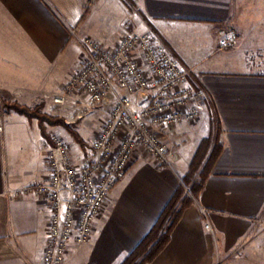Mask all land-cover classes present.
Returning <instances> with one entry per match:
<instances>
[{"label":"crops","instance_id":"obj_1","mask_svg":"<svg viewBox=\"0 0 264 264\" xmlns=\"http://www.w3.org/2000/svg\"><path fill=\"white\" fill-rule=\"evenodd\" d=\"M257 14H264L263 0H96L93 6L90 0H0V99L41 104L66 121L82 115L71 124L86 141L97 138L108 105L78 92L64 105L53 100L83 62L79 39L113 48L127 28L154 34L206 93L196 121L156 128L178 156L174 165L140 150L96 219L92 242L72 245L64 264H120L136 248L190 165H181L184 144L206 134L208 106L220 122L221 151L199 197L149 264H264V74L238 70L244 59H231L219 42L221 30H235L244 41ZM2 116L0 264H43L51 207L33 188L49 177L52 141L38 119L15 111ZM46 127L51 136L66 131Z\"/></svg>","mask_w":264,"mask_h":264},{"label":"built area","instance_id":"obj_2","mask_svg":"<svg viewBox=\"0 0 264 264\" xmlns=\"http://www.w3.org/2000/svg\"><path fill=\"white\" fill-rule=\"evenodd\" d=\"M219 42L221 49L234 48L240 36L235 30H221ZM81 45V66L53 100L64 105L78 92L108 105L109 113L78 161L66 140L52 137L46 155L49 177L33 188L51 207L43 264H64L72 245L92 242L96 219L140 150L161 165L177 160L156 128L196 121L206 96L189 82L188 70L154 34L126 32L113 48L89 37ZM79 117L71 116L67 122ZM4 129L0 116V134ZM203 213L208 216L205 209ZM205 228L213 230L208 218Z\"/></svg>","mask_w":264,"mask_h":264},{"label":"trees","instance_id":"obj_3","mask_svg":"<svg viewBox=\"0 0 264 264\" xmlns=\"http://www.w3.org/2000/svg\"><path fill=\"white\" fill-rule=\"evenodd\" d=\"M0 103L2 109L6 112L15 111L27 116L29 119H38L42 134L51 141L52 136L47 132V124L52 126L61 125L71 133L76 142L86 148V141L78 131L73 129L72 124L68 123L64 117L54 116L45 112L41 104L31 107L6 99H0ZM204 142L199 145L193 154L186 175L182 178L154 226L120 264H149L168 245L172 233L182 219L184 212L194 203L203 190L211 168L221 151V146L219 145L217 150L204 162V148L206 146Z\"/></svg>","mask_w":264,"mask_h":264},{"label":"rangeland","instance_id":"obj_4","mask_svg":"<svg viewBox=\"0 0 264 264\" xmlns=\"http://www.w3.org/2000/svg\"><path fill=\"white\" fill-rule=\"evenodd\" d=\"M95 3H96V0L91 5L92 6L95 5ZM263 10H264V0H263ZM260 16L257 14L256 21L253 23V27L248 32V36L244 41L240 37V43L237 47L230 48V49H224L231 55L230 56L231 59H233V60H235L237 58H239L241 60L244 59V62H241L237 67V69L240 71L245 70V71L264 74V14H261ZM132 30L133 29L127 28L123 34H125L126 32H130ZM72 32L77 34V31H72ZM120 37H122V35ZM82 39H84V38H82ZM82 39H79L80 45H81ZM81 47H82V45H81ZM82 49H83V47H82ZM90 106H92V103L88 102L87 103L88 109ZM208 107H209L210 123H208V125L204 126L207 130V131H205L206 134H204L203 138L200 137V139H198V141L194 142L192 139V140H188L184 144V150L187 153L182 151V156L184 155V158H183V162H181V165L185 164L187 166L188 164L191 163V159L193 157V153L196 150V147H199V145L202 142L205 141L204 144L206 145L204 148V150H205L204 151V162H206L209 159L211 154L214 153L217 150V147L220 145L219 138H218L219 133H220V123H219V120H218V117L215 113L214 108L212 106H208ZM3 113H5V110L2 109V105L0 103V116L1 117H3L2 116ZM107 117H108V115H107ZM104 122H102L100 124L99 129H101ZM72 126H73V129L78 131L77 124H72ZM55 135L61 136L64 140H66L70 144L71 153H72L73 157H75L76 152L79 153L78 156H80V155L82 156L83 153L84 152L86 153V151L91 147V144L93 142V141H86L85 140L87 145H86V148H84L78 142H76L74 140L73 136L71 135V133L67 129H66V131H64V135L58 134V133ZM170 150H172V149H170ZM172 151H174V149ZM81 156H80L79 160L81 159ZM175 162H173L172 165H174ZM188 168H189V165L186 168V170L181 171V180L186 175ZM130 169H131V167H130ZM129 170H128V172H129Z\"/></svg>","mask_w":264,"mask_h":264}]
</instances>
